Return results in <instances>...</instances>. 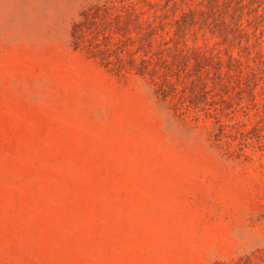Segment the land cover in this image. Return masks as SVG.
Instances as JSON below:
<instances>
[{"label": "rangeland", "instance_id": "374dc122", "mask_svg": "<svg viewBox=\"0 0 264 264\" xmlns=\"http://www.w3.org/2000/svg\"><path fill=\"white\" fill-rule=\"evenodd\" d=\"M95 6L174 90L74 48ZM0 264H264V0H0Z\"/></svg>", "mask_w": 264, "mask_h": 264}, {"label": "trees", "instance_id": "16d2710c", "mask_svg": "<svg viewBox=\"0 0 264 264\" xmlns=\"http://www.w3.org/2000/svg\"><path fill=\"white\" fill-rule=\"evenodd\" d=\"M109 10L105 6H95L81 13L80 19L72 26L74 48L84 49L91 58L99 60L102 66L116 75L133 73L151 78L159 75L162 84L174 90L168 80L173 76L172 67L186 65L182 60L189 55L177 46L171 62L162 56L161 50L152 53L156 31L142 20L144 13L136 12L133 6L122 7L121 11L114 13ZM174 26L175 35L179 36L185 30V21L182 18L176 20ZM130 33H134V37H130ZM116 35L118 38L114 40ZM191 56L195 60L193 67L207 66L208 59L197 48L192 49Z\"/></svg>", "mask_w": 264, "mask_h": 264}]
</instances>
